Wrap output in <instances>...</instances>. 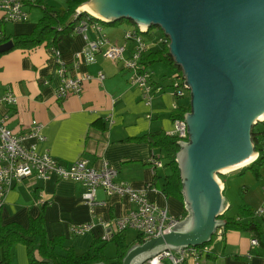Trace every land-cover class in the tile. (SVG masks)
I'll list each match as a JSON object with an SVG mask.
<instances>
[{"label": "crops", "instance_id": "crops-1", "mask_svg": "<svg viewBox=\"0 0 264 264\" xmlns=\"http://www.w3.org/2000/svg\"><path fill=\"white\" fill-rule=\"evenodd\" d=\"M43 4L66 8V0H43ZM33 8L36 7L27 9L28 14ZM41 17L40 10L34 20L5 23L0 12V37L29 34ZM108 27L103 28V34L112 42L124 43V34L129 29L119 30L117 24H108ZM95 36V31L89 30L88 37L95 39ZM154 36H145L151 51L161 47ZM85 45L84 36L75 32L60 37L55 48L42 45L33 50L11 49L0 54V96L10 92L17 99L14 106H0V118H4L7 127L17 135L28 133L33 122L41 124L45 141L28 139L25 144L29 146L37 142L39 152L48 151L62 164L85 159L90 166L98 168L106 160L118 171V181L130 184L135 190L147 191L149 200L166 208L171 216L184 220L188 215L185 203L174 196H166L162 190L169 169L155 168L150 163V158L160 157L165 164L164 152L142 139L144 135L160 131L174 134L171 114L176 107L188 104L185 98L172 95L173 70L161 63L148 67L154 87L148 106L142 100L141 89L131 83V74L122 63H114L98 54L93 63L79 64L76 55ZM133 47L130 42L128 53ZM55 49L60 51L61 64L70 75L96 77L101 73L104 80L86 82L81 96L57 99L61 76L60 63L53 53ZM157 87L161 90L157 91ZM110 111L114 114L115 124L107 129L105 118ZM156 176L158 185L154 186ZM263 186L261 195L253 202L245 201L247 205L258 209L263 204ZM83 192V187L73 181L25 178L5 194L1 206L2 220L27 227L30 217L42 214L49 238L64 236L66 247H73L78 253L85 252L93 242L111 233L114 221L125 216L132 206L126 199L118 195L109 197L100 189L97 198L104 203L92 209L83 202ZM231 210L232 205L227 200L225 214L240 216L230 215ZM257 222L262 227L258 245L252 246L251 234L230 231L221 240H212L213 254L202 264H264V217L257 218ZM82 224H92L91 230L80 236L70 233L72 226ZM127 231L134 230L123 231L125 236ZM2 255L0 249V264ZM10 264H29L25 245L16 244L11 248Z\"/></svg>", "mask_w": 264, "mask_h": 264}, {"label": "water", "instance_id": "water-1", "mask_svg": "<svg viewBox=\"0 0 264 264\" xmlns=\"http://www.w3.org/2000/svg\"><path fill=\"white\" fill-rule=\"evenodd\" d=\"M85 5L104 24L127 20L143 30L160 28L192 96V112L185 117L190 141H180L177 154L188 215L170 233L131 248L123 264H145L163 250L211 243L227 203L216 177L256 155L252 128L264 116V0H89ZM13 45L12 40L1 44L0 54Z\"/></svg>", "mask_w": 264, "mask_h": 264}, {"label": "built area", "instance_id": "built-area-1", "mask_svg": "<svg viewBox=\"0 0 264 264\" xmlns=\"http://www.w3.org/2000/svg\"><path fill=\"white\" fill-rule=\"evenodd\" d=\"M37 0H0V12L2 21L5 23H23L29 20L27 12L28 4H34ZM82 13L80 8L77 15ZM88 13V12H87ZM89 14V13H88ZM92 16L91 14H89ZM94 17V16H92ZM89 30L95 31V39L88 37ZM150 29L143 30L141 26H134L124 34V43L110 41L104 34L103 28L98 21H91L84 18L76 27L75 32L80 33L86 40L85 47L76 55L79 64H90L96 61L98 54L114 62L122 63L123 67L130 72V81L133 85L139 87L142 91V100L146 105H151L153 94L152 73L144 66V56L150 50L145 36L152 35ZM153 36V35H152ZM158 39V40H157ZM158 43L169 45L170 41L165 35L156 37ZM133 43V50L128 53V44ZM54 56L59 64V74L61 82L56 90V97L59 100H65L69 96H81L86 82L98 80L102 82L105 76L101 73L96 77L90 74L70 75L68 69L61 64V53L58 49L53 50ZM172 95L176 98H185L189 96V86L185 84L186 79L183 73H175L171 76ZM157 91L161 87L156 88ZM16 97L12 93H6L0 96V106H14ZM177 108V107H176ZM175 108V109H176ZM107 129L115 124L113 112H109L105 118ZM264 122V120H262ZM261 122V123H262ZM175 132L182 139L188 136V127L185 120L174 122ZM43 126L33 122L28 133L17 135L7 126L4 118H0V207L3 204L5 194L14 188V186L25 178H36L39 180H57L73 181L80 184L84 192L82 200L90 208L94 209L104 202L97 198L98 190L102 189L107 196L118 195L126 199L131 208L129 212L114 221V230L103 237V241H109L114 234L126 230H134L145 240H151L170 233L174 226L183 219L171 216L166 208H161L148 198L147 191H138L133 189L130 184L118 181V171L112 167L106 160L101 162L98 168L89 165L85 159H79L69 165L57 161L48 152H39L37 142H44L45 136L42 134ZM36 139L37 142L27 146L25 141ZM264 148V141H263ZM259 152H256L257 160ZM150 163L155 168L163 166L160 157L150 158ZM264 195V186L262 189ZM257 218L264 217V202L255 209ZM92 228V224H82L72 226L70 233L80 236ZM214 238L222 239V226L216 231ZM257 239H252V246L258 245ZM212 242L209 244L180 248L177 251L173 249L163 250L157 253L145 264H202V262L212 255Z\"/></svg>", "mask_w": 264, "mask_h": 264}, {"label": "trees", "instance_id": "trees-1", "mask_svg": "<svg viewBox=\"0 0 264 264\" xmlns=\"http://www.w3.org/2000/svg\"><path fill=\"white\" fill-rule=\"evenodd\" d=\"M88 1L66 0V8L62 9L46 6L43 4V0H37L34 4H28L27 7H39L42 11V17L37 22L33 31L29 34L16 35L12 38L0 37V45L12 40L14 44L12 50H33L42 45L55 48L59 38L66 35H73L76 27L84 18H89L91 21H98L87 12H82L77 15V10ZM122 21L111 23V25L118 24ZM98 22L101 25L104 24L100 21ZM150 32L151 29L149 30ZM151 34L155 35L153 32ZM162 35L164 34L162 33ZM155 63L166 65L173 70L172 74L182 73L181 69L175 65L167 44H161L159 50H149L145 54V68L148 69V67ZM189 99L188 104H182L172 112L170 118L173 122L185 120L186 115L192 112L191 94H189ZM262 126H264V122L258 123L252 128V141L255 145V151L259 152V156L257 160L242 170L251 169L258 176L260 174H258L259 170L257 169L264 164V128ZM142 139L148 141L151 147L164 152L165 164L163 163V167L169 169V174L166 176L162 188L165 195L174 196L184 201L182 192L183 180L177 162V154L181 150L180 141L182 139L177 134H166L162 131L149 133L144 135ZM183 141L187 143L190 141L189 133ZM221 177L223 178L224 176ZM157 179L158 177L156 176L154 184L152 185H158ZM239 209L240 216H228L224 213L219 217V220L222 222L223 237L230 231H241L249 233L252 238L259 240L262 234V227L257 222L255 209L249 207L247 204H242ZM65 241L66 238L64 236L55 238L48 237L42 214L35 218L30 217L29 225L25 227L18 222L4 223L0 207V249L3 252L1 264H10L11 248L16 244L26 246L29 264H123V260L130 249L138 244L144 243L145 240L138 234L137 240L130 244L127 243L124 232H119L114 234L109 241L96 240L89 250L82 253L76 252L73 247H66ZM110 242L116 246V254L113 258H109L104 252L106 245Z\"/></svg>", "mask_w": 264, "mask_h": 264}, {"label": "rangeland", "instance_id": "rangeland-1", "mask_svg": "<svg viewBox=\"0 0 264 264\" xmlns=\"http://www.w3.org/2000/svg\"><path fill=\"white\" fill-rule=\"evenodd\" d=\"M28 8L29 7H27V9ZM40 10L41 8L39 7L33 8L31 14L29 13V19L34 20ZM132 25H134L133 22L125 20L118 23L117 28L119 30H126L129 29V27ZM101 26L104 29L109 28L107 24H102ZM151 32L155 33V38L159 37L163 33L162 30L158 27H152ZM185 101L187 103L190 101L189 96L185 97ZM262 127L264 128V126ZM244 168L238 169L228 174L222 173V175L218 176L225 186H223L225 189L224 196L228 201H230L232 205V210L229 212L230 215H241L239 209L240 206L242 204H246L245 201L253 202L259 195H261V188L264 184V164L262 166H259V168L257 169L259 170L258 174H260V176L256 175V173L251 169L242 171ZM221 176L224 177L222 178ZM248 206L252 208V206ZM126 239L127 243H133L137 240V233H135L134 231H127ZM104 252L107 256L113 257L116 254V246L110 242L106 245Z\"/></svg>", "mask_w": 264, "mask_h": 264}, {"label": "bare ground", "instance_id": "bare-ground-1", "mask_svg": "<svg viewBox=\"0 0 264 264\" xmlns=\"http://www.w3.org/2000/svg\"><path fill=\"white\" fill-rule=\"evenodd\" d=\"M80 10H84L86 12H88L89 14H91L92 16H96V17H99L96 13H94L91 9H89L86 5L82 6L80 8ZM101 18V17H99ZM261 120H264V116L261 118ZM256 158V155L252 156L250 159L244 161V162H240L238 164H235V165H232V166H228V167H225L223 169H221V172L223 174H228V173H231L233 171H236L238 169H241V168H244L245 166L249 165L251 162H253ZM216 181L217 183L221 186V188H223V182L219 179V177H216ZM146 242V241H144Z\"/></svg>", "mask_w": 264, "mask_h": 264}, {"label": "flooded vegetation", "instance_id": "flooded-vegetation-1", "mask_svg": "<svg viewBox=\"0 0 264 264\" xmlns=\"http://www.w3.org/2000/svg\"><path fill=\"white\" fill-rule=\"evenodd\" d=\"M135 263H137V262H135Z\"/></svg>", "mask_w": 264, "mask_h": 264}]
</instances>
